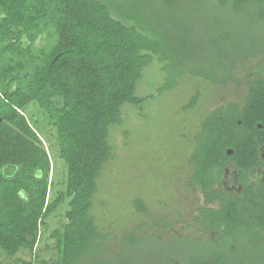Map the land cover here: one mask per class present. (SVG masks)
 Segmentation results:
<instances>
[{
  "label": "trees",
  "instance_id": "obj_1",
  "mask_svg": "<svg viewBox=\"0 0 264 264\" xmlns=\"http://www.w3.org/2000/svg\"><path fill=\"white\" fill-rule=\"evenodd\" d=\"M153 1L0 0V252L7 257L27 250L22 264H45L36 251L41 226L66 205L65 222L48 235L56 251L50 264H248L255 257L264 264V181L247 178L264 168V0ZM199 15L205 24L194 32ZM41 36L45 43L36 46ZM153 61L166 74L156 93L187 74L208 86L239 85L238 64L252 65L242 103L229 99L205 111L192 136L185 183L199 190L202 205L191 221L175 230L182 218L154 215L135 198L134 210L159 231L135 225L112 251L93 200L114 159L111 133L123 124L122 106L154 97L135 94ZM199 97L195 91L182 109ZM31 105L55 132L50 149L66 171L61 190H52L51 156L28 121ZM229 165L242 186L234 195L222 188ZM144 236L160 241L144 248ZM185 242L192 248L182 252Z\"/></svg>",
  "mask_w": 264,
  "mask_h": 264
},
{
  "label": "rangeland",
  "instance_id": "obj_2",
  "mask_svg": "<svg viewBox=\"0 0 264 264\" xmlns=\"http://www.w3.org/2000/svg\"><path fill=\"white\" fill-rule=\"evenodd\" d=\"M148 2L155 5L153 0ZM203 12L209 11L207 9ZM201 18L200 15L196 18V23L191 28L194 32L195 28L203 29L205 22L200 21ZM44 43L42 36L35 41L36 46ZM247 64L246 66L239 63L235 70V76L241 82L239 85L231 82L225 86H208L205 84L206 81L197 75L187 74L178 78L173 88L161 93H156L166 76L160 69L161 65L153 61L143 69L135 94L142 97L153 94L154 97L141 106L128 103L122 106L123 124L111 133L114 159L105 163L99 179L98 193L93 200L92 213L97 214L96 221L100 230L110 234V250H117L120 235L135 225L142 224L144 229L151 230L150 233L159 231V228L153 227L150 217L134 210L132 201L135 198L143 199L144 204L154 215L161 217L170 215L175 220L182 218L181 222H175L173 226L175 230L177 227H186L184 222L191 221L192 212L196 211L195 201L199 199L201 202L200 192L190 190L185 183L189 174L188 155L192 136L199 128L204 112L210 110L216 100L232 99L237 102L243 100L244 76L252 65ZM195 91L200 92L197 103L191 109H182ZM28 113L31 115L27 114L30 125L36 130L51 156L49 180L54 182L52 190L53 188L61 190L64 188L66 171L56 155L55 148L53 151L50 149V146L56 144L55 132L36 105H31ZM35 120L38 121L37 124L34 123ZM125 131H128L127 136L124 135ZM231 180V175L227 174L224 182L230 184ZM66 208V205L59 206L47 218L46 226H41L36 251L40 259L46 261L45 264H50L56 258L53 241L48 235L50 230L65 222ZM116 236L117 239H113ZM144 237L139 238L141 243L138 244L144 248L148 244L160 241L155 237ZM191 248V245L185 242L179 249L183 252ZM125 255H117L119 256L117 259L122 260L127 257V253ZM135 256L139 257L138 251H135ZM130 257L133 262L134 252ZM138 257L137 260L142 258ZM30 258L27 250L20 251L13 258L0 252V264H22V261ZM96 258L98 261L101 260L100 256ZM33 264L41 263L35 261Z\"/></svg>",
  "mask_w": 264,
  "mask_h": 264
},
{
  "label": "flooded vegetation",
  "instance_id": "obj_3",
  "mask_svg": "<svg viewBox=\"0 0 264 264\" xmlns=\"http://www.w3.org/2000/svg\"><path fill=\"white\" fill-rule=\"evenodd\" d=\"M226 100H229V99H226ZM226 100H223V99L216 100L215 104L210 109H212L216 104H219V103L224 102ZM239 102H240V104L242 103V101H239ZM259 151H260L259 152L260 156H261L262 160L264 161V143L259 146ZM230 167H231V165L225 167V171H224V175H223V179H222V188H224V190L227 193L234 195L235 193H237L241 190L242 186L237 181V176L235 174L234 169H231ZM227 174H230L232 177V180H231L232 182L230 184H227L226 182H224L225 178H227ZM247 178H248L249 184H252V182H254V181L263 182L264 181V168L257 167L255 169L249 170L247 172ZM215 187L219 188V185L216 184ZM194 190H198V189H194ZM198 192H199V190H198ZM200 195H201V193H200ZM201 203H202V195H201V202L198 199L195 201V205L196 204L202 205ZM196 208H197V205H196ZM188 210L190 211V208H188ZM180 228H183V227H180ZM213 234L214 233L211 232L210 237ZM258 259H259V257H255L254 259H248V264H254L258 261ZM255 260H256V262H254ZM173 262L176 263L175 260H173Z\"/></svg>",
  "mask_w": 264,
  "mask_h": 264
},
{
  "label": "water",
  "instance_id": "obj_4",
  "mask_svg": "<svg viewBox=\"0 0 264 264\" xmlns=\"http://www.w3.org/2000/svg\"><path fill=\"white\" fill-rule=\"evenodd\" d=\"M229 153L231 152V150L228 151Z\"/></svg>",
  "mask_w": 264,
  "mask_h": 264
}]
</instances>
